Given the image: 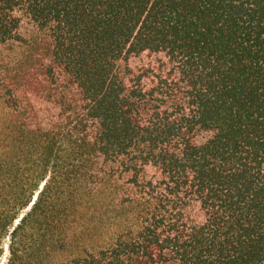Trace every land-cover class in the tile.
<instances>
[{
	"label": "trees",
	"instance_id": "1",
	"mask_svg": "<svg viewBox=\"0 0 264 264\" xmlns=\"http://www.w3.org/2000/svg\"><path fill=\"white\" fill-rule=\"evenodd\" d=\"M6 44L5 264H264V0H0Z\"/></svg>",
	"mask_w": 264,
	"mask_h": 264
},
{
	"label": "rangeland",
	"instance_id": "2",
	"mask_svg": "<svg viewBox=\"0 0 264 264\" xmlns=\"http://www.w3.org/2000/svg\"><path fill=\"white\" fill-rule=\"evenodd\" d=\"M26 33L25 31H23ZM26 35L32 36L33 33H27ZM23 49L17 44H6L0 45V67L2 69H7L10 66H14L18 59L23 54ZM190 218L192 220L200 221L202 219L199 207H193L190 210ZM7 260V254L0 259V264H5Z\"/></svg>",
	"mask_w": 264,
	"mask_h": 264
}]
</instances>
